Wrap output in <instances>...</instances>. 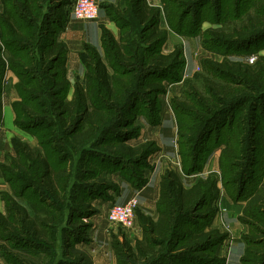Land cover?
<instances>
[{"label":"trees","instance_id":"obj_1","mask_svg":"<svg viewBox=\"0 0 264 264\" xmlns=\"http://www.w3.org/2000/svg\"><path fill=\"white\" fill-rule=\"evenodd\" d=\"M160 1L161 7L146 0H131L125 8L121 3L104 5L109 20L119 29L118 37L102 25V51L84 45L85 72L71 84L65 69L67 47L57 35L68 22L72 0H0V121L2 82L9 70L17 78L19 95L12 104L14 124L37 140L31 147L13 137V155L7 154L0 163L1 175L10 187L0 194L4 205L0 256L5 264H50L47 253L50 247L56 248L57 230L66 232V240L73 242L67 246L72 254L64 251L59 262L90 264L85 258L79 260L75 249L86 225L80 219L96 212L90 202L96 197L112 200L111 194H119L113 176L137 189L146 183L147 159L159 148L152 140L129 144L140 133L136 116H144L150 125L159 124L160 95L165 94L167 84L181 81L185 66L181 46L162 52L168 32L159 26L161 18L170 31L194 36L198 30L194 24L202 20L201 8L214 1V18L205 19L218 23L229 0ZM240 3L233 0L230 6L236 18L247 17V21L229 33L222 28L202 33L204 48L225 45L223 41L247 42L264 29V0H252L253 15L247 9L239 11ZM194 7L198 11L189 17ZM130 12L142 25L139 36L131 35ZM202 65L213 77L195 74L204 92L188 80L182 95L172 97L169 105L176 120L181 172L202 171L217 147L219 172L184 187L178 173L166 168L159 181L157 217L135 209L140 238L130 241L124 234H111L116 264H223L216 249L228 233L212 226L222 191L234 203L244 202L239 220L251 228V234L242 233L245 249L240 263L264 264V174L259 182H251L255 152L264 149L260 127L264 122V56L251 64L203 59ZM235 106L247 108L235 118L231 114ZM225 126L228 133L223 136ZM248 149L250 156L243 155ZM88 157L96 162L92 164ZM241 157L243 164L238 163ZM79 180L90 182L83 189L82 206L76 194ZM65 223H78L81 229L71 234L72 228L63 227ZM46 259L50 261L45 263Z\"/></svg>","mask_w":264,"mask_h":264},{"label":"crops","instance_id":"obj_2","mask_svg":"<svg viewBox=\"0 0 264 264\" xmlns=\"http://www.w3.org/2000/svg\"><path fill=\"white\" fill-rule=\"evenodd\" d=\"M97 1L100 4V9L98 12V17L95 21H81L69 18L64 29L61 30L57 35L58 40L64 42L67 47L65 69L66 77L71 84H73L75 80H81L83 78L85 65L82 62L81 54L84 52V45L89 44L97 48L100 52L102 51L100 42L101 26H105L114 34L116 38L118 37L117 31L114 32L112 30L115 23L109 20L106 10L103 6H115L120 4L121 1ZM146 2L151 6L161 7L160 0H146ZM128 18L130 23L133 24L135 28L140 24L133 12H130V16ZM159 26L161 28H167L163 18H161ZM133 32L135 34L137 33L134 30ZM177 45L182 47L183 55L185 57V66L182 70V80L167 84V93L160 98L161 112L159 124L150 125L144 116L137 117L136 123L140 127V133L137 138L130 140L132 145H136L147 140H152L159 148L157 153L153 154L152 156L150 155V158H148L149 160L147 159L150 169H148L145 174L146 183L143 187L137 189L129 185L117 175L112 177L113 180L118 183L120 189L119 194L115 195L113 201L117 203H125L130 198L134 197L137 202L136 210L143 214L150 215L154 219L157 217L155 204L159 196V181L161 174L166 168H173L178 173L184 187H190L199 177H205L208 174V172H206L207 170L205 171L203 168V172L184 175L180 168V160L177 153L178 150L176 143L177 126L175 116L169 105V101L172 97H178V95L182 92L185 82L190 77H192L194 72L197 70V65L199 64L200 60L198 56L204 50V48L201 46L198 37L181 36L169 31L167 39L163 44L162 51L163 53H169ZM5 76L6 82H3L1 93L2 111L0 121V163L4 161L7 154L13 155V150L11 147V140L13 137H17L22 141L27 142L31 147L37 145V140L34 136L22 129H19L14 124L15 113L13 111L12 104L14 101L19 100V95L15 89L17 78L12 71H7ZM69 93H71V90ZM212 171L213 170L210 172ZM2 191H10V187L3 179L0 171V194ZM103 202L105 201L100 202L99 208H102L104 212H106L112 201H106L104 204ZM243 205L244 202H232V200L229 199V197H227L223 191L216 201L218 212L213 219L212 226L228 233L227 238L221 244H219L216 249L217 256L224 259L223 264H241L240 258L243 255L245 249V242L242 238V233L247 232L246 225L239 220ZM3 211L4 205L0 198V212ZM136 223L137 227L134 230V233L137 238H140L141 229L138 224V219H136ZM91 235L90 243L85 244L84 247L89 245L90 248H95V250L96 247H98L102 255L112 257L113 252L112 250H109V247L111 249L109 241V239L111 240V235L107 230V225H103L100 222L99 225H96V228L93 230V234ZM97 260H99V258ZM109 262L110 264H115L114 256ZM107 263L108 262L104 264ZM0 264H5L1 256ZM93 264L98 263L93 261Z\"/></svg>","mask_w":264,"mask_h":264},{"label":"rangeland","instance_id":"obj_3","mask_svg":"<svg viewBox=\"0 0 264 264\" xmlns=\"http://www.w3.org/2000/svg\"><path fill=\"white\" fill-rule=\"evenodd\" d=\"M120 1H121V4L123 5V7L125 8L126 6H128V3L130 4L131 0H120ZM231 1H233V0H229V1L224 3L225 9H224L223 15L221 17L222 21L218 22V23L214 22V21H211L209 19H205L207 16H210V17L214 18L213 13H214V11L216 9V7H215L216 3L214 1H212L211 5L207 3L201 8L202 20L200 22H195V24H194V25L198 26L197 27L198 30L195 33L194 37H198L199 40H200V43H201V34L205 33L209 29L222 28L223 30H225V32L229 33V32L232 31V29L234 27L239 26L243 21H247L248 18L244 16L243 12H241V14L243 13L242 15L240 14V16H243L242 18L245 17L243 20L240 19V17L236 18V16H235L236 13H235V10L233 9L234 7L231 8L232 5L230 6ZM243 1L241 0L240 10L239 11H245V9H247V10H250V12L252 13V14L250 13V15H253L254 14V9L251 8L252 0H243ZM197 11H198V8L194 7L191 10V12H190L189 17L194 16L195 13H197ZM262 13H264V12H262ZM129 16H130V13L128 14V17ZM128 20H129V18H128ZM132 26H133V24H131V30H130L131 31V35L139 36L140 32H141V29H142V25L139 24V25L136 26V28H135V26H133V27ZM112 30L114 32L117 31V33H119V29H118L116 24H114V27L112 28ZM133 30L135 32H137V33L135 34L133 32ZM166 30L169 33L170 29H169L168 26H167ZM256 32H257V33H255L256 37L250 38L247 42H243V43L240 40H239V42H237V41H231V42L223 41V43H225V45L224 44H222V45H220V44L219 45H215L214 44L211 48H209V47H205L204 48L202 43H201V46L204 48L205 51L203 50L199 54L198 58H200V60H199V64L197 65V70L194 72L193 76L190 77L188 80L191 79L192 84L194 86H196L201 92H204L203 88H202V85H201L202 81H201L200 77H198L197 79H194L195 78V74H201L202 76H206V74L208 73L207 71H205L203 69V65H202V60L203 59H210L212 61H218V62L219 61H223V60H229V61H235V60L237 61L238 60V61L248 62V63L251 64L257 58H259L260 56H264V29L256 31ZM205 36L207 37V35H205ZM233 40H235V38ZM232 43H233V45H231ZM162 47H163V45H162ZM162 47H161V49H162ZM2 56L7 57L8 56L7 52L3 51ZM207 76L211 77V75H209V74H207ZM211 78H213V77H211ZM181 80H182V72H181ZM215 80L216 81H220L217 78ZM186 82L184 84L182 92L184 91ZM2 85H3V82H2ZM167 88L168 87H166L165 94L167 93ZM182 92L178 95V97H180L182 95ZM165 94H163V95H165ZM249 94H250V96H251V94L253 96H255L254 93H252V92L249 93ZM70 95H71V93L68 94L67 98H70ZM163 95H160V98ZM243 107L236 108V106H235V109H234V111L231 112V114H234L235 118H237V116L239 114H241V111L242 110H246V108H247V107H245L243 109ZM260 114H262V113H260ZM140 116L141 115H137L136 118L140 117ZM247 122L249 123V121H247ZM260 127H261V130H262L263 134H264V129L262 128V127H264V122L261 123ZM221 131H222L223 136H225L228 133L227 126L223 127V129H221ZM215 134H216L215 131H213L211 133V136L213 137ZM262 137H263V135H261V138ZM129 144H131L130 141H129ZM263 146H264V139H263ZM240 148H244V144L242 146H240ZM242 152H244L243 155L246 154L247 156H250L249 149L248 150H243ZM219 153H220V149L218 147L215 148L214 150H212V154L213 155L211 154L212 156H210L209 159L207 160V162L204 164L203 168L205 169V171L207 170L206 172H208V174H210V173L213 174V173H218L219 172V170H218V157H219L218 155H219ZM252 155L253 154H251V156ZM255 155H256V157H255L256 164L251 169V177H252L251 178V182L252 181L253 182H255V181L259 182L261 180L263 174H264V149L263 150L262 149L258 150L257 152H255ZM87 160H89L91 163L92 162L93 163L96 162V160L93 159L92 157H88ZM243 161H244V159L241 157L238 160V163L239 164H243ZM86 164H87V166H86L87 169L90 168L89 167L90 165L88 163H86ZM211 170H213L214 172L213 171L210 172ZM200 172H203V169ZM79 182L80 183H79V185H77L78 189L76 191V194L78 196L77 199H78L79 206H80L81 202H84L85 196H86V194L83 192L84 188L87 189V187H86L87 185H85V184H88L90 182H89V180L88 181L87 180H79ZM81 182H83V183H81ZM86 182H88V183H86ZM251 182H249V184L247 186L248 188L251 187V185H252ZM111 196L113 197L112 200H109V199H105L104 200L101 197H96V199H93L90 202V205L93 208L96 209V212L94 214L90 213V214L86 215L85 217H83L82 219H80L81 221H79V222H82V223H84L86 225L82 229L83 233H81V236H82L83 240L81 238V240H79L76 243V245H75L76 246L75 249L80 252L79 255L78 254L76 255L79 258V260L80 259L82 260L83 258H85L87 261H90V264H93V261H95L98 264H104L106 262H108L110 264L109 261L112 260L114 254H113L112 257L104 256V255L101 254V252L99 251L98 247H96V250H95V248L94 249L90 248L89 245H87V247H84L85 244H89L90 243V241H91V239H90L91 237L90 236H92L91 234H93V230H95L96 225L97 224L99 225L100 222L103 225H107V230L110 232V235L111 234H119V233H121L122 235L124 234L126 236V238L128 240H130V241H133V240L137 239V236L135 235L134 230H132V231L125 230L121 226H119L117 224L110 223V222H108L105 219V217H104V213L105 212H104V210L102 208H99V204H100L101 201H105V202L106 201H112V202H115V201H113L115 195L111 194ZM105 202H103V204ZM64 211H66V213L68 212L67 209H64ZM135 214H137L136 211H135ZM77 225H78V223L71 224V225H67L65 223V224H63V227H67V228H70V229L72 228V233L71 234H75V233H77L79 231V229H81V226L77 227ZM246 228H247L246 230H248V232H250V234H251V228L247 227V226H246ZM65 233L66 232H62V231L58 232V230H57V235H59L60 237L57 240L56 248L50 247V252L48 251L49 253H47L48 255H50V257H48V258H50L51 261H50V259H46L47 261H44L45 263H48L50 261V264H61V262H59V260L63 256H65L64 255V251H67L70 254H72L73 251L70 248V246L67 247L69 242H72V241H67L66 240L67 234L65 235ZM119 236H120V234H119ZM109 241H111V240L109 239ZM109 250H111L110 247H109ZM98 258H99V260H97ZM100 258H101V260H100ZM114 260H115V264H116L115 256H114ZM75 264H80V263L78 261Z\"/></svg>","mask_w":264,"mask_h":264},{"label":"built area","instance_id":"obj_4","mask_svg":"<svg viewBox=\"0 0 264 264\" xmlns=\"http://www.w3.org/2000/svg\"><path fill=\"white\" fill-rule=\"evenodd\" d=\"M99 9L100 5L97 0H72L68 9L69 18L81 21H95L98 17ZM3 82H6L5 74ZM136 203L134 197L125 203L112 202L107 208L104 217L108 222L117 224L125 230H135L137 227Z\"/></svg>","mask_w":264,"mask_h":264}]
</instances>
